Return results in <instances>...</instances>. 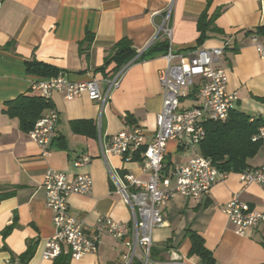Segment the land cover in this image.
<instances>
[{"label":"crops","instance_id":"obj_1","mask_svg":"<svg viewBox=\"0 0 264 264\" xmlns=\"http://www.w3.org/2000/svg\"><path fill=\"white\" fill-rule=\"evenodd\" d=\"M4 0L0 7V194L13 195L0 200V264H21L18 257L35 244L34 253L24 264H53L42 258L44 244L53 235L52 213L46 208L42 188L43 176L49 168L64 174L70 181L78 174L89 175L92 190L88 195L72 194L68 204L84 229L89 230L99 217L108 216L117 223L129 224L131 212L112 181L110 173L122 178L132 175L147 181L143 168L144 147L152 142L156 117L162 107L158 71L165 68L162 54L132 61L111 93L106 106L81 95L65 100L52 93L50 104L58 114L49 154L20 129L18 119L6 114V104L22 95L39 97L32 89L44 78L28 74L25 61H38L57 69L72 82L96 80L104 82L116 72V63H106L112 48L123 38L132 43L137 57L156 40V28L171 6L170 28L172 48L176 53L191 49L225 46L219 66L228 74L227 92L238 98L237 110L253 119L264 121V59L260 58L250 38L264 41V0ZM208 9L221 14L201 43L197 42V19ZM93 36L90 46L86 35ZM137 57L135 59H137ZM55 76V77H57ZM52 78V77H51ZM198 84L199 80H195ZM196 86L181 91L180 107L199 104ZM46 108L41 116L47 113ZM40 116V117H41ZM39 119V118H38ZM79 123V130L71 125ZM143 131V148L132 156H101V145L107 147L112 136L133 128ZM163 169L170 174L173 167L200 156L199 146L181 147L170 141ZM87 158V164L74 167V162ZM250 168L264 164V149L249 158ZM200 200L174 195L162 208L164 225L153 232L152 257L163 261L190 256V234L198 235L211 252L212 264H264V233L247 230L237 234L223 207L238 194L240 201L261 210L264 185H250L242 190L238 173H228L217 181ZM12 231L2 232L9 226ZM97 252L86 254L68 264H123L125 248L113 238L100 237ZM65 254L68 253L66 250Z\"/></svg>","mask_w":264,"mask_h":264},{"label":"built area","instance_id":"obj_2","mask_svg":"<svg viewBox=\"0 0 264 264\" xmlns=\"http://www.w3.org/2000/svg\"><path fill=\"white\" fill-rule=\"evenodd\" d=\"M4 0H0V7ZM171 6L163 15L161 24L156 28L153 40L162 38L167 42V51L163 55L166 66L158 71V82L162 92V107L156 117V131L152 142L144 147L143 168L149 172L147 181L132 175L122 178L110 173L116 191L122 197L131 212L129 224L117 223L108 216L99 217L92 229L85 230L82 220L77 218L68 204L72 194L88 195L92 190L89 175L78 174L68 180L64 174L52 169L46 170L42 188L45 193V205L52 213L53 235L45 242L42 258L54 261L66 250L70 259L79 260L86 254L97 252L100 237L109 236L121 243L125 253L121 255L123 264H202L182 257H172L157 261L152 257L153 232L164 225L162 208L178 194L192 200L206 196L217 181L227 177L228 173L217 170L210 159L202 156L191 158L186 163L175 165L166 174L163 161L170 141L181 147L199 146L206 136L204 124L224 122L238 101L237 96L227 92L228 74L218 64L225 46L207 49H191L185 53H176L172 48V29L170 28ZM250 41L257 55L264 59V41L252 35ZM129 65V64H128ZM120 68L110 79L104 82V88L96 80L72 82L66 75L41 80L33 84L45 103L50 102L52 93L61 94L65 100L86 95L92 102L99 104L102 110L110 99L111 93L120 84L125 68ZM199 80L198 84L195 80ZM196 86L199 104L182 109L181 91ZM57 112L49 108L29 131V138L37 144L43 155L49 154L55 127ZM252 137V142L264 149V123ZM143 131L133 128L112 136L107 147L101 145V156L114 154L130 157L143 148ZM87 158L74 162V167L88 163ZM242 190L250 185H264V164L257 168H248L238 174ZM238 194L223 207L228 221L235 226L237 234L247 230H259L264 233V199L262 209L256 210L239 200Z\"/></svg>","mask_w":264,"mask_h":264},{"label":"trees","instance_id":"obj_3","mask_svg":"<svg viewBox=\"0 0 264 264\" xmlns=\"http://www.w3.org/2000/svg\"><path fill=\"white\" fill-rule=\"evenodd\" d=\"M207 2V7L210 5ZM203 11L197 19V42L201 43L207 37L209 31L215 30L214 22L221 14L222 8H217L214 13L208 16V9ZM93 36L86 35V42L90 46ZM167 51V42L156 40L150 45L147 50L137 57V51L132 47V43L127 38L121 39L112 48L111 54L106 58V63H116L114 72L120 68L130 64L135 60H144L154 57L156 54H165ZM137 57V59H135ZM25 71L28 74L37 75L44 79L57 76V69L35 60L25 61ZM51 105L45 103L41 98L22 95L14 101L6 104V114L10 117L18 119L20 129L28 132L33 128L34 123L40 118L42 112ZM264 123L261 119L251 120L249 116L237 110L230 112L228 118L224 122H211L208 121L204 124L206 136L199 144L200 156L210 159L211 164L219 171L224 173H240L249 166L247 161L256 155L260 144L252 142V137L259 131V127ZM73 131H78L79 123L71 125ZM52 143V142H51ZM13 191L0 194V200L9 197ZM14 225L7 227L2 236H6L12 231ZM191 248L189 251L190 256H196L202 264H212L211 252L205 247L203 240L196 234L191 233L190 236ZM35 249L33 242H27L26 251L18 257L21 264L26 263L31 259ZM70 259L69 253H61L53 264H68Z\"/></svg>","mask_w":264,"mask_h":264}]
</instances>
